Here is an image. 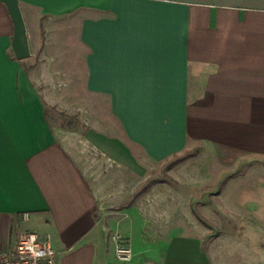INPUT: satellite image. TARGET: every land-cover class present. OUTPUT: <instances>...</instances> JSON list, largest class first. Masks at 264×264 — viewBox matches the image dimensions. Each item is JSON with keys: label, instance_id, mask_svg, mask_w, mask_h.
Masks as SVG:
<instances>
[{"label": "crops", "instance_id": "obj_1", "mask_svg": "<svg viewBox=\"0 0 264 264\" xmlns=\"http://www.w3.org/2000/svg\"><path fill=\"white\" fill-rule=\"evenodd\" d=\"M20 5L31 48L23 59L0 1V244L13 246L21 231L35 230L50 237L58 264H147L133 241L140 234L128 228L134 258H117L98 196L52 127L49 92L65 102L71 92L92 108L106 100L121 135L92 128L85 137L136 173L144 157L182 152L210 123L232 124L226 132L235 141L264 142V0ZM44 60L57 70L71 66L62 87L44 83L52 75ZM23 211L31 212L29 220ZM152 251V264H214L198 234H172Z\"/></svg>", "mask_w": 264, "mask_h": 264}, {"label": "rangeland", "instance_id": "obj_2", "mask_svg": "<svg viewBox=\"0 0 264 264\" xmlns=\"http://www.w3.org/2000/svg\"><path fill=\"white\" fill-rule=\"evenodd\" d=\"M55 47L53 52L63 49ZM66 68L65 72H73L71 66ZM64 71L52 66L44 83L49 78L48 86L62 87L70 78ZM48 98L52 127L94 188L114 244L115 235H120L132 245L124 232L138 231L140 237L133 241L143 247L145 263L152 264L156 263L152 249L170 235L192 233L202 237L214 264L264 262V155L257 153L264 150L263 141H235L226 132L232 124L215 121L203 125L201 135L191 136L182 152L160 161L144 157L143 172L136 173L85 137L92 128L121 135L120 123L109 118L106 100L98 99L99 105L92 108L87 98L79 104L71 92L67 102L55 91Z\"/></svg>", "mask_w": 264, "mask_h": 264}, {"label": "built area", "instance_id": "obj_3", "mask_svg": "<svg viewBox=\"0 0 264 264\" xmlns=\"http://www.w3.org/2000/svg\"><path fill=\"white\" fill-rule=\"evenodd\" d=\"M24 220L31 218L30 211H23ZM115 253L118 259L129 261L133 257L132 246L120 235H115ZM59 252L54 248L49 236L35 230H23L18 234L13 246L0 244V264H58Z\"/></svg>", "mask_w": 264, "mask_h": 264}, {"label": "water", "instance_id": "obj_4", "mask_svg": "<svg viewBox=\"0 0 264 264\" xmlns=\"http://www.w3.org/2000/svg\"><path fill=\"white\" fill-rule=\"evenodd\" d=\"M6 3L14 21L15 30L13 37V49L17 58L23 59L31 54L27 26L21 9L20 0H0Z\"/></svg>", "mask_w": 264, "mask_h": 264}]
</instances>
